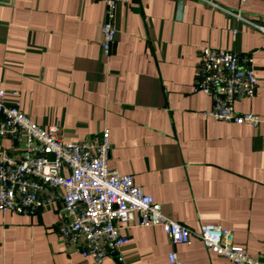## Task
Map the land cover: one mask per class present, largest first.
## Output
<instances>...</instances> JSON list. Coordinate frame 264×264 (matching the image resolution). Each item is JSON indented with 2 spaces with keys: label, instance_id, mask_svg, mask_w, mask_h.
<instances>
[{
  "label": "crops",
  "instance_id": "1",
  "mask_svg": "<svg viewBox=\"0 0 264 264\" xmlns=\"http://www.w3.org/2000/svg\"><path fill=\"white\" fill-rule=\"evenodd\" d=\"M105 10L102 0H0L6 102L38 125L56 123L65 142L107 131L108 167L132 175L192 232L173 246L160 226H129L122 259L101 264H166L171 249L182 264H233L203 245L200 223L232 230L264 263V31L252 24L264 26V0H121L108 55ZM205 46L252 54L254 95L234 107L257 114L258 126L208 115L212 100L195 90ZM14 145L0 138V150ZM61 218L60 203L33 215L0 211V264H96L67 250Z\"/></svg>",
  "mask_w": 264,
  "mask_h": 264
},
{
  "label": "built area",
  "instance_id": "2",
  "mask_svg": "<svg viewBox=\"0 0 264 264\" xmlns=\"http://www.w3.org/2000/svg\"><path fill=\"white\" fill-rule=\"evenodd\" d=\"M102 1L106 18L101 50L108 55L117 33L114 9L121 0ZM252 24L264 31V26ZM200 55L195 90L212 100L208 115L258 126L262 119L257 114L239 113L234 107L236 100L254 95L257 77L252 54L205 46ZM5 94L0 89V138L11 136L15 151L0 150V211L33 215L60 203L57 232L67 250L96 264L108 254L122 259L119 250L128 241L123 230L129 226H160L173 246L190 239V229L164 215L161 203L135 184L132 175L108 167L107 131L98 140L65 142L56 123L38 125L18 102L7 103ZM196 236L208 250L233 264H264L236 244L233 231L221 225L200 223ZM166 264H182L176 250L168 252Z\"/></svg>",
  "mask_w": 264,
  "mask_h": 264
}]
</instances>
